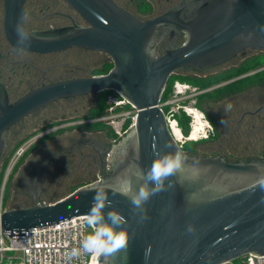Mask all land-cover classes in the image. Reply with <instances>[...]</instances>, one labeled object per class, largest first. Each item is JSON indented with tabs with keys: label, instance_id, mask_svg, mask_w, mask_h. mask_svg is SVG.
Instances as JSON below:
<instances>
[{
	"label": "water",
	"instance_id": "1",
	"mask_svg": "<svg viewBox=\"0 0 264 264\" xmlns=\"http://www.w3.org/2000/svg\"><path fill=\"white\" fill-rule=\"evenodd\" d=\"M89 24L30 34L17 44L16 25L25 0H4L5 32L16 50L48 54L83 48L103 52L114 64L107 73L58 82L33 90L9 105L0 100V158L12 125L56 101L115 91L137 110L135 124L111 147L110 172L52 203L0 213V233L25 237V231L86 216L94 187L109 189L111 207L126 219L130 240L111 264H226L247 255L264 256V190L256 184L264 160L231 162L223 157L182 151L160 107L172 75L181 69L203 71L227 63L247 50L264 53V0H192L158 18L141 21L112 0H65ZM185 33L179 48L158 55L159 27ZM179 150L183 171L171 177L173 188L154 195L144 214L120 194L130 179L138 190L140 170L156 153ZM105 213L109 208L104 209ZM192 226V231H189ZM95 264H104L96 258Z\"/></svg>",
	"mask_w": 264,
	"mask_h": 264
},
{
	"label": "flooded vegetation",
	"instance_id": "2",
	"mask_svg": "<svg viewBox=\"0 0 264 264\" xmlns=\"http://www.w3.org/2000/svg\"><path fill=\"white\" fill-rule=\"evenodd\" d=\"M112 1L139 20L147 21L176 10L192 0ZM24 10V27L28 33L41 34L75 26L89 27L86 20L65 0H25ZM186 40L185 33L161 26L156 31L154 47L157 54L161 55L181 47ZM73 50L82 51L88 57L85 60L77 58V61H73V57H70ZM255 52L257 51L247 50L244 55L240 54L227 63L203 71H178L181 74L193 75L192 79L197 81L196 86H189L184 97L186 100L182 104L195 105L193 107L197 108L199 100L210 101L214 98H222L220 100L223 103L219 106L217 115L213 108L210 109L213 110L212 114L205 111L215 130L209 131L207 140L200 139L204 144L217 143V152L197 153L189 147L201 142L193 141L186 142L183 147L185 153L219 156L231 162H238L252 161L246 156L251 150H264V66L254 68L255 64L249 62L251 58L256 59L258 56ZM92 54L107 55L79 47L48 54L16 50L6 36L5 3L0 0V100L6 98L8 104L12 105L43 86L92 77L89 76L88 69L92 64L89 55ZM234 60L238 61L233 62ZM241 60L244 62H239ZM93 64L107 65L106 56ZM257 75L259 76L256 79ZM252 78L256 80L254 87L250 88ZM70 100L73 99L50 103L10 127L6 150L0 158V174L3 169L1 167L9 157L7 153L10 144L16 152L20 150L19 159L22 158V161L17 166L15 178L13 177L11 182L12 204L8 205L6 201L3 203L4 209L29 208L52 203L83 186L99 181L110 172V149L119 140L111 142L98 131H89L91 120L71 121L79 110L70 111ZM229 104L231 109L226 111ZM183 114L185 115L184 112ZM190 121L189 118V123ZM76 127L83 129L80 132L75 131ZM74 132L78 137H74ZM254 159L264 160L262 157Z\"/></svg>",
	"mask_w": 264,
	"mask_h": 264
},
{
	"label": "built area",
	"instance_id": "3",
	"mask_svg": "<svg viewBox=\"0 0 264 264\" xmlns=\"http://www.w3.org/2000/svg\"><path fill=\"white\" fill-rule=\"evenodd\" d=\"M188 90L189 85L176 82L169 98L160 102L168 128L182 151L186 142H193L192 136L197 135L201 140L207 139L210 135L209 131L213 130L207 120L204 121V128L194 129L196 112H199L203 119H205V115L193 106L182 104L186 100L184 97ZM118 98L109 100L108 103L111 106L107 119L117 137L121 139L135 124L137 110L126 99L120 96ZM125 107H129L127 111L118 113L119 109ZM181 111L191 119L190 131L188 135H184L183 139H178L174 134V128L180 127ZM120 118L122 121H119ZM127 119H130L131 122L128 127H125L124 123ZM180 130H182L181 127ZM4 211L5 209L0 204V213ZM85 217H75L58 224L31 228L25 231V237H8L6 234L0 233V264H3L5 260L8 261V264H95L96 258L89 253L81 252L79 256L69 259L72 249L80 248V242L88 235V228L91 229L86 224ZM245 257L247 258L246 264H264V256L247 255ZM228 263L231 264L232 261Z\"/></svg>",
	"mask_w": 264,
	"mask_h": 264
},
{
	"label": "clouds",
	"instance_id": "4",
	"mask_svg": "<svg viewBox=\"0 0 264 264\" xmlns=\"http://www.w3.org/2000/svg\"><path fill=\"white\" fill-rule=\"evenodd\" d=\"M25 21L26 14H22L16 25L17 44L20 46L30 40V34L24 27ZM230 109L231 104L226 106V111ZM221 123L223 124L224 121L222 120ZM185 161L186 156L179 150L163 154L156 153L147 171L140 170L135 174L137 179L142 181L139 189L133 188L130 179H123L120 194L130 200L134 210L144 213L141 219L146 218L144 206L154 195L174 187L170 178L178 176L183 171ZM256 184L264 190V168L261 169V175ZM92 191L95 195L85 217L86 224L91 227L92 231L82 239L80 248L72 249L69 259L83 252L91 254L94 258L103 257L104 264H111L110 258L128 246L130 235L127 228L122 227L126 224V219L118 210L111 207L109 189L94 187ZM105 208H109L107 213L104 211ZM188 230L192 231V226H189Z\"/></svg>",
	"mask_w": 264,
	"mask_h": 264
},
{
	"label": "rangeland",
	"instance_id": "5",
	"mask_svg": "<svg viewBox=\"0 0 264 264\" xmlns=\"http://www.w3.org/2000/svg\"><path fill=\"white\" fill-rule=\"evenodd\" d=\"M255 54L258 55L256 57V59L257 58L260 59L263 57L264 53L257 51V52H255ZM89 56H91L89 61L92 63L90 66H88L89 76L102 75V74H97V73L102 71L104 69V66L99 65V64L94 65L93 63L96 62L97 60L101 59V58H104L105 56H106V64L112 65V68L114 66L112 59L110 58L109 55L92 54ZM70 57H73V61H77V58L85 60L88 56L85 55L84 53H82V51L73 50L70 52ZM256 59L251 58L249 60V62H253V64H256ZM237 61L238 60H234L233 62H237ZM239 62H244V60H241ZM172 76H173V78L175 77L173 84H175L176 82H179L181 84H187L189 86H191V85L196 86L197 81H194V79H192L193 75L184 74V73L181 74L177 71ZM258 76L259 75L256 76V79L258 78ZM256 79L252 78L250 80V85H249L250 88L254 87V83H255L254 80H256ZM118 97H119V95L115 91L107 90V91H104L101 93L92 94L89 96L80 97V98L70 100V111H72L73 109L79 110L78 112H76L77 114H74V119H71V121H74V120H79V121L91 120L92 126L89 125V131H93V129H94V130L98 131V133H100L101 135H105L108 139H110L111 142L114 141L115 139L119 140V138L115 134L113 127H111V124L109 123V120L107 119V117L109 115L108 110L111 106L108 102L111 98L119 99ZM220 99H222V98H216V99L214 98L210 101H207V99L199 100L196 107L199 109V111L203 112L205 114V116H206L205 111L206 112L208 111L212 114L213 110L211 111L210 110L211 108L214 109V111L216 112V115H217L218 111H220L219 106H221L223 104L222 100H220ZM101 101L107 107L106 114L104 116H101V117H93L92 116L93 112L98 108ZM192 106H195V105H192ZM84 107H85V109H82ZM128 108L129 107H125L121 110L119 109L118 113H120V111L121 112L127 111ZM215 112H213V114ZM181 113H183V111H181ZM210 117H211V115H210ZM205 120H207L210 123L211 127L215 130V126H214L213 122L211 121V119L206 116V118L203 119L202 121L204 122ZM119 121H122V118H120ZM130 122H131V120L127 119L124 123V126L128 127ZM82 129L83 128H77L76 127L75 131L80 132V130H82ZM72 134L74 135L75 138L78 137L77 136L78 134H76L75 132ZM203 140H207V139H202V141ZM198 142H201V140ZM194 143H197V142H194ZM201 143L191 145L189 148L195 150L197 153L199 152L200 154L201 153H203V154H214L217 152V143H215V144L212 142L206 143V144H204V143L201 144ZM247 153L248 154L246 156L248 157L249 160H253V158H259V157L264 158V150H260V149H257L255 151L251 150L250 152H247ZM8 155H9V157L7 158L5 165L3 167H1L3 169H2V173L0 174V204L2 206H3V203L4 204L6 203V201H8V205L12 204L11 203V196H10L11 182H12V179L15 178V171L17 169V166L22 161V158L19 159L20 158V150L16 152V150H14L13 145H11V144H10L9 149H8L7 156ZM229 157H231V155H229ZM256 160H259V159H256ZM57 200H60V199H56L55 201H57ZM91 231H92V229L88 228L87 233L90 234ZM246 260H247V258L244 256L242 258H239V259L232 261L231 264H246ZM3 264H8V261L5 260V262ZM226 264H229V263H226Z\"/></svg>",
	"mask_w": 264,
	"mask_h": 264
},
{
	"label": "trees",
	"instance_id": "6",
	"mask_svg": "<svg viewBox=\"0 0 264 264\" xmlns=\"http://www.w3.org/2000/svg\"><path fill=\"white\" fill-rule=\"evenodd\" d=\"M255 61V60H254ZM253 63V62H251ZM260 66H264V54L262 58H257L256 59V64L254 66V68L256 67H260ZM112 69V65H106L104 66V69L102 71H100L97 74H107L110 70ZM175 77L173 78L170 77L168 85L166 87V90L163 94L162 97V102L166 101L169 96L172 93L173 90V81H174ZM106 109L107 107L105 106V104L101 101L100 105L98 106V108L93 112V117H101L104 116L106 114ZM179 121H180V127L182 129V132L184 135H188L189 131H190V125H189V118H187L184 114L182 116L179 117ZM115 136V135H114ZM116 137V136H115Z\"/></svg>",
	"mask_w": 264,
	"mask_h": 264
},
{
	"label": "bare ground",
	"instance_id": "7",
	"mask_svg": "<svg viewBox=\"0 0 264 264\" xmlns=\"http://www.w3.org/2000/svg\"><path fill=\"white\" fill-rule=\"evenodd\" d=\"M203 120V116L199 113L196 112V121L194 122V129L195 130H201L202 128H204V122ZM174 134L175 136L179 139V138H184V135L182 133V131L180 130V127H175L174 128ZM192 141H199L200 138L197 135L192 136L191 138Z\"/></svg>",
	"mask_w": 264,
	"mask_h": 264
}]
</instances>
